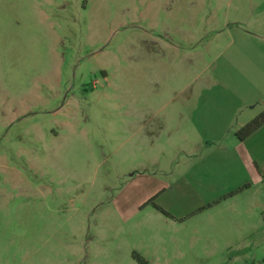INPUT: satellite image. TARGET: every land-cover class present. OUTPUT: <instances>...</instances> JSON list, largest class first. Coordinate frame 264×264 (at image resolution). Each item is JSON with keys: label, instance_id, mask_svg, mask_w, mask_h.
<instances>
[{"label": "rangeland", "instance_id": "374dc122", "mask_svg": "<svg viewBox=\"0 0 264 264\" xmlns=\"http://www.w3.org/2000/svg\"><path fill=\"white\" fill-rule=\"evenodd\" d=\"M264 0H0V264H264Z\"/></svg>", "mask_w": 264, "mask_h": 264}, {"label": "trees", "instance_id": "16d2710c", "mask_svg": "<svg viewBox=\"0 0 264 264\" xmlns=\"http://www.w3.org/2000/svg\"><path fill=\"white\" fill-rule=\"evenodd\" d=\"M264 125V110L243 125L237 132L236 137L240 141L246 140L250 137L253 133H255L258 129H260Z\"/></svg>", "mask_w": 264, "mask_h": 264}, {"label": "crops", "instance_id": "0c3cea01", "mask_svg": "<svg viewBox=\"0 0 264 264\" xmlns=\"http://www.w3.org/2000/svg\"><path fill=\"white\" fill-rule=\"evenodd\" d=\"M247 140V139H246Z\"/></svg>", "mask_w": 264, "mask_h": 264}]
</instances>
